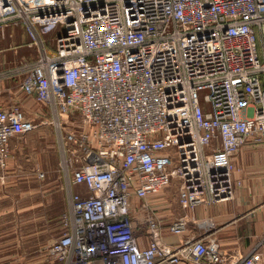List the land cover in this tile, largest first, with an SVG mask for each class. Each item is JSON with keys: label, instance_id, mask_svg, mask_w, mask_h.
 Wrapping results in <instances>:
<instances>
[{"label": "built area", "instance_id": "built-area-1", "mask_svg": "<svg viewBox=\"0 0 264 264\" xmlns=\"http://www.w3.org/2000/svg\"><path fill=\"white\" fill-rule=\"evenodd\" d=\"M11 23L36 56L9 73L48 113L0 107V172L13 137L53 125L69 188L53 258L261 264L256 250L225 252L213 231L168 241L164 229L184 234L190 218L166 224L153 197L173 180L184 207L233 197L235 154L264 140V0H0V30Z\"/></svg>", "mask_w": 264, "mask_h": 264}, {"label": "crops", "instance_id": "crops-1", "mask_svg": "<svg viewBox=\"0 0 264 264\" xmlns=\"http://www.w3.org/2000/svg\"><path fill=\"white\" fill-rule=\"evenodd\" d=\"M5 39L20 42L18 47L0 48V67L6 70L5 75L8 76L9 70L15 71L16 66L36 56H29L30 50L33 54L36 51L28 45L30 36L23 24L11 23L4 31L0 30V41ZM12 75L23 78L24 74ZM7 76L0 81V107L19 101L31 117L48 113L45 105L23 91L22 78L18 91L13 92L7 85ZM15 139L13 137L10 142L7 166L0 172V200L11 199L13 189V194L19 195L25 203L16 206L15 199H12L8 203L10 205L0 207V264H60L48 248L61 233L66 210L62 211L63 207L53 211H36V201L39 195L44 197L47 185L58 184L57 190L68 207L66 176L61 167L55 176L53 169L51 174L46 172L41 162L26 161L28 159L21 155L23 145L16 143ZM234 160V176L241 182L236 186L233 197L184 207L179 201L178 182L173 180L169 187L154 195L153 203L166 224L177 214L186 213L190 218L189 228L184 234H174L168 228L164 229L168 241L177 242L189 233L200 235L213 231L225 252L234 254L237 259L256 250L261 264H264V140L244 144ZM39 171H45V175L39 176ZM71 188L85 190V186L78 183L72 184ZM48 198L49 194H46L47 201ZM133 213L137 233L145 245L148 235L147 224L143 222L144 214L142 211ZM179 264L200 263L184 260Z\"/></svg>", "mask_w": 264, "mask_h": 264}, {"label": "rangeland", "instance_id": "rangeland-1", "mask_svg": "<svg viewBox=\"0 0 264 264\" xmlns=\"http://www.w3.org/2000/svg\"><path fill=\"white\" fill-rule=\"evenodd\" d=\"M6 28V27H5ZM4 31V30H3ZM20 44L19 41H16L14 39H10V40H1L0 41V48H5L7 49L8 47H18ZM30 47V46H29ZM32 48V47H31ZM35 50V49H34ZM32 51H29V56L33 57L36 55V52L31 53ZM5 69L0 67V81L7 75H5ZM14 73H22V72H14ZM13 72L8 75L10 77H6L5 79L7 80V85L9 87H11V89L13 90V92L18 91L19 88V82L21 80L22 77H13L12 74H14ZM12 76V77H11ZM19 78V79H18ZM54 136V128L52 124H46V125H42L34 130H32L31 132H29V134L23 135L21 137H16V143L23 145V152L21 153V155L23 157H26L28 160L26 161H39L42 163V167L46 172H49L50 174L52 173L51 169H53V174L56 176L57 174H59V169L61 167L62 168V164H61V160H62V156L59 151V148L55 142V138ZM53 167V168H52ZM58 184H54V185H50V186H46V191L44 194V197H42L41 195H39L37 197V201H36V211H53L54 209L57 210L59 208H63L64 209L62 211L65 213L68 212V207H69V196H68V207L67 205H64V201L61 199V194L60 192L57 190L58 189ZM178 187H179V183H178ZM17 191V190H15ZM49 194V198L48 201L47 199H45V195ZM12 198H8L7 200L5 199H1L0 200V207H4L6 206L8 203H11L12 199L14 200V203L16 206H20L19 204H21V206H23V204L25 203L23 200L21 201L19 198V195H14L13 194V189H12ZM10 205V204H8ZM63 215V216H64ZM63 221V219H62ZM63 225V224H62ZM63 229L61 230V233L63 232ZM60 233V234H61Z\"/></svg>", "mask_w": 264, "mask_h": 264}]
</instances>
